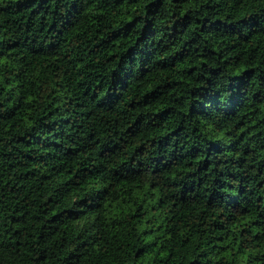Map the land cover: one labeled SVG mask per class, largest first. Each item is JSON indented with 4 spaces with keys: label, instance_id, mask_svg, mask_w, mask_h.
Instances as JSON below:
<instances>
[{
    "label": "trees",
    "instance_id": "trees-1",
    "mask_svg": "<svg viewBox=\"0 0 264 264\" xmlns=\"http://www.w3.org/2000/svg\"><path fill=\"white\" fill-rule=\"evenodd\" d=\"M0 264H264V0H0Z\"/></svg>",
    "mask_w": 264,
    "mask_h": 264
}]
</instances>
